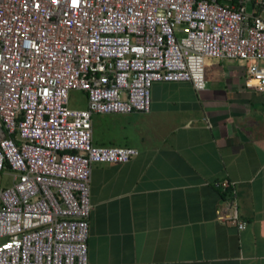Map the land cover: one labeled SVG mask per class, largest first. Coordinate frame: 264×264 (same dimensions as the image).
<instances>
[{
    "label": "built area",
    "instance_id": "built-area-1",
    "mask_svg": "<svg viewBox=\"0 0 264 264\" xmlns=\"http://www.w3.org/2000/svg\"><path fill=\"white\" fill-rule=\"evenodd\" d=\"M262 12L264 0H0V172L12 176L0 264H88L92 166L139 152L93 143V115L148 112L154 82L202 91L209 59L247 62L264 90ZM216 217L247 225L231 202Z\"/></svg>",
    "mask_w": 264,
    "mask_h": 264
},
{
    "label": "crops",
    "instance_id": "crops-1",
    "mask_svg": "<svg viewBox=\"0 0 264 264\" xmlns=\"http://www.w3.org/2000/svg\"><path fill=\"white\" fill-rule=\"evenodd\" d=\"M205 80L154 82L146 113L93 115V143L139 152L92 166L88 264H264V90L243 61L209 59ZM227 202L243 230L217 219Z\"/></svg>",
    "mask_w": 264,
    "mask_h": 264
},
{
    "label": "rangeland",
    "instance_id": "rangeland-1",
    "mask_svg": "<svg viewBox=\"0 0 264 264\" xmlns=\"http://www.w3.org/2000/svg\"><path fill=\"white\" fill-rule=\"evenodd\" d=\"M264 13V12H262ZM85 102V94L79 90L70 91V105L82 107ZM12 184V176L9 171L0 172V188L8 187Z\"/></svg>",
    "mask_w": 264,
    "mask_h": 264
}]
</instances>
